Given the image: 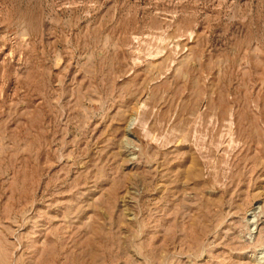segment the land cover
<instances>
[{
  "label": "rangeland",
  "instance_id": "1",
  "mask_svg": "<svg viewBox=\"0 0 264 264\" xmlns=\"http://www.w3.org/2000/svg\"><path fill=\"white\" fill-rule=\"evenodd\" d=\"M0 264H264V0H0Z\"/></svg>",
  "mask_w": 264,
  "mask_h": 264
},
{
  "label": "bare ground",
  "instance_id": "2",
  "mask_svg": "<svg viewBox=\"0 0 264 264\" xmlns=\"http://www.w3.org/2000/svg\"><path fill=\"white\" fill-rule=\"evenodd\" d=\"M130 125H132V124H129V125H128V128L130 127ZM126 128H127V127H126Z\"/></svg>",
  "mask_w": 264,
  "mask_h": 264
}]
</instances>
